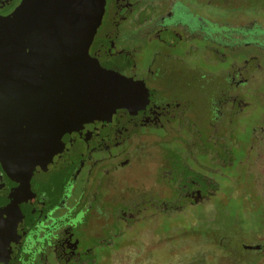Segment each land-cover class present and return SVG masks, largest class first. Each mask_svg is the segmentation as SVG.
I'll list each match as a JSON object with an SVG mask.
<instances>
[{
	"label": "flooded vegetation",
	"instance_id": "flooded-vegetation-1",
	"mask_svg": "<svg viewBox=\"0 0 264 264\" xmlns=\"http://www.w3.org/2000/svg\"><path fill=\"white\" fill-rule=\"evenodd\" d=\"M213 1L222 10L198 15V0H106L89 53L104 69L144 85L148 103L133 113L118 109L110 138L79 161L32 177L38 204L25 211L36 220L8 264H89L82 259L88 251L74 249L81 229L117 238L155 222L153 232L169 233L166 221L187 209L234 199L255 212L264 203V0ZM19 7L25 28L40 31L72 16L71 0H0V17ZM198 38L207 42L202 52L192 42ZM199 52L214 69L190 64ZM198 93L206 100L201 113L192 99ZM170 142L179 149L162 148ZM156 151L163 165L146 169ZM139 168L148 175L139 178ZM51 174L60 176L62 201L42 180ZM0 184L9 196L19 186L1 165ZM9 196L0 197V207ZM239 230L233 233L251 243L232 246L235 264H264V220Z\"/></svg>",
	"mask_w": 264,
	"mask_h": 264
},
{
	"label": "water",
	"instance_id": "water-1",
	"mask_svg": "<svg viewBox=\"0 0 264 264\" xmlns=\"http://www.w3.org/2000/svg\"><path fill=\"white\" fill-rule=\"evenodd\" d=\"M106 0H71V18L40 31L23 7L0 17V165L18 187L0 184V264L12 262L36 220L33 176L64 169L110 138L117 110L148 103L144 85L104 69L89 50ZM73 17V18H72ZM23 185V186H22Z\"/></svg>",
	"mask_w": 264,
	"mask_h": 264
},
{
	"label": "rangeland",
	"instance_id": "rangeland-1",
	"mask_svg": "<svg viewBox=\"0 0 264 264\" xmlns=\"http://www.w3.org/2000/svg\"><path fill=\"white\" fill-rule=\"evenodd\" d=\"M232 1L234 0H225V3L231 5ZM213 2V0H198V7L196 8L198 15H207L209 9L218 13L221 7L210 6ZM207 4L209 7L206 6ZM209 36L210 39L215 40L211 33H209ZM192 42L200 48L201 52L207 44L206 40L200 38L193 39ZM205 53L199 52L197 57L190 60V64L192 66L197 65L199 69H214L204 60L203 55ZM209 54L212 57L211 53L207 55L209 56ZM204 73L206 72L204 71ZM206 79H210L209 75L206 76ZM198 81L202 85L199 77ZM192 99L198 103V111L201 113L206 100L199 93L198 99L194 97ZM201 133L208 134L204 130ZM162 148L166 151L169 149L177 151L179 149L176 142H170L163 145ZM206 161L203 156L198 157L199 163L206 164ZM150 162L149 165L146 163V169L150 166L156 168L163 165L161 151L154 152ZM138 171L139 178L148 175V173H144L146 171L142 168H139ZM200 172H205V169L200 170ZM42 180L44 184L52 188L53 192L50 193L55 198L61 201L64 199L63 191L58 185L61 180L59 175L44 176ZM77 191H79V188H77ZM260 203L261 205L255 212L249 210L247 205H243L241 202L239 204L234 199H230L224 205L214 206L210 203L205 206L187 209L184 216L166 221L165 224L170 226L169 233L153 232L156 229L155 222L148 223L143 229L140 227L139 233L137 231L123 233L117 238H115V233H109L104 239H100L81 229L79 230L80 233H75V236H78L76 237L77 241L74 249L75 252L78 250L85 251L86 249L88 252L82 259L87 260L89 264H233V262L235 264L237 259L232 256V246L240 247L242 242L251 243V240L244 238V233L233 232L239 229L259 228L264 220V203ZM113 236L114 241L109 244L110 238H113ZM239 250L241 252L239 259L241 260L244 253L240 248Z\"/></svg>",
	"mask_w": 264,
	"mask_h": 264
}]
</instances>
